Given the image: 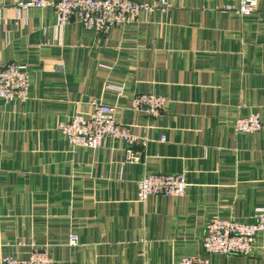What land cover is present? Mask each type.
Segmentation results:
<instances>
[{"label": "crops", "instance_id": "crops-1", "mask_svg": "<svg viewBox=\"0 0 264 264\" xmlns=\"http://www.w3.org/2000/svg\"><path fill=\"white\" fill-rule=\"evenodd\" d=\"M240 1L168 0L166 12L100 34L58 25L51 7L0 0V69L17 62L30 75L28 100L0 98V263L35 243L52 264H177L202 253L212 217L254 221L264 132L238 133L235 121L264 117V0L245 16L222 10ZM141 93L167 98L162 117L133 109ZM93 101L145 143L133 147L139 162L121 139L73 147L59 132ZM155 173H184L186 194L140 201L138 182ZM208 258L264 264V234L250 256Z\"/></svg>", "mask_w": 264, "mask_h": 264}, {"label": "built area", "instance_id": "built-area-1", "mask_svg": "<svg viewBox=\"0 0 264 264\" xmlns=\"http://www.w3.org/2000/svg\"><path fill=\"white\" fill-rule=\"evenodd\" d=\"M23 10L51 7L57 23L65 26L78 21L86 30L100 34L112 28L127 26L141 16H150L157 10L166 12L170 8L168 0L154 4L142 0H20ZM225 12H236L245 16L258 10L257 0H241L239 5L227 4ZM30 75L25 64L8 62L0 69V98L6 102L29 99ZM90 116L76 114L58 126L59 132L73 147L99 148L107 137L121 139L128 146L127 160L139 162L142 151H135L136 144L143 143L127 126L120 122L114 108L108 104L93 101ZM133 109L150 118L162 117L167 109V98L154 93L137 94L133 99ZM235 131L241 134L264 132V117L259 114L240 116L235 121ZM188 181L184 173L148 174L138 182V198L146 201L150 196H184ZM264 234V207L256 209L254 221L245 222L235 218L212 217L201 239L202 253L185 256L177 264H211L208 255L253 254L257 239ZM71 246L79 244V238L72 235ZM47 246L33 243L31 255L19 258L14 255L2 257L0 264H52Z\"/></svg>", "mask_w": 264, "mask_h": 264}]
</instances>
